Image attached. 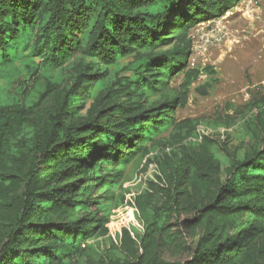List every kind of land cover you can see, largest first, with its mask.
I'll return each mask as SVG.
<instances>
[{"label":"trees","instance_id":"1","mask_svg":"<svg viewBox=\"0 0 264 264\" xmlns=\"http://www.w3.org/2000/svg\"><path fill=\"white\" fill-rule=\"evenodd\" d=\"M240 1L0 0V264H264V97L225 161L174 117L214 72L189 65L191 29ZM151 162L133 199L143 232L89 243L127 204V167ZM180 227L191 258L166 261Z\"/></svg>","mask_w":264,"mask_h":264},{"label":"rangeland","instance_id":"2","mask_svg":"<svg viewBox=\"0 0 264 264\" xmlns=\"http://www.w3.org/2000/svg\"><path fill=\"white\" fill-rule=\"evenodd\" d=\"M190 34L193 48L189 65L201 69L211 66L214 72L200 75L190 88L187 102L176 109L174 117L197 121L196 142L203 136L210 137L216 143L217 155L225 161V154L236 149L243 151L249 141L246 120L256 111L255 107L249 106L264 97V0H241L221 18L196 24ZM217 36H221L220 42L214 40ZM181 78L182 74L177 75L170 85L177 87ZM207 82L212 87L196 89ZM169 131L170 127L162 135L167 136ZM155 172L154 162L142 171L141 167L137 171L133 166L127 167L128 179L123 184L128 189L127 204L111 210L108 235L89 239V243L103 250L111 241L120 244L122 229L129 230L134 239L143 232L133 199L137 191L144 188L147 179H155ZM190 216V212L173 214L169 219L171 231L178 229V222ZM180 230L181 246L159 250L166 261L183 262L191 258L190 250L196 237H192L188 228L180 227Z\"/></svg>","mask_w":264,"mask_h":264},{"label":"built area","instance_id":"3","mask_svg":"<svg viewBox=\"0 0 264 264\" xmlns=\"http://www.w3.org/2000/svg\"><path fill=\"white\" fill-rule=\"evenodd\" d=\"M211 22V21H210ZM216 42H220L221 41V36H217V37H215V39H214Z\"/></svg>","mask_w":264,"mask_h":264},{"label":"crops","instance_id":"4","mask_svg":"<svg viewBox=\"0 0 264 264\" xmlns=\"http://www.w3.org/2000/svg\"><path fill=\"white\" fill-rule=\"evenodd\" d=\"M210 22V21H209Z\"/></svg>","mask_w":264,"mask_h":264}]
</instances>
